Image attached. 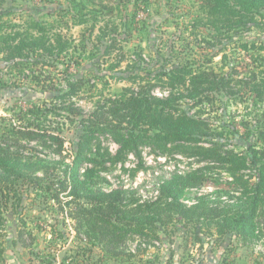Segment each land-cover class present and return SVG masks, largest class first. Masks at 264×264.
Wrapping results in <instances>:
<instances>
[{"label":"trees","instance_id":"obj_1","mask_svg":"<svg viewBox=\"0 0 264 264\" xmlns=\"http://www.w3.org/2000/svg\"><path fill=\"white\" fill-rule=\"evenodd\" d=\"M66 1L68 7L54 15L53 23L34 20L24 30L12 31L16 25L3 22L4 13L0 11V53L3 61L9 67H18L15 69L18 74L27 68L29 74L24 77L30 86L55 92L51 101L29 107L27 114L33 120L27 117L23 128L0 124V238L7 218L13 215V211L7 210H15L20 202L21 197L16 190L19 182L25 179L27 183L34 184L40 179L39 171L50 174L59 163L63 169L62 177L56 182L57 190L63 192L69 188V195L72 196L70 202H76L79 206L73 216L77 228H84L86 243L100 247L101 255L106 259H131L134 255L125 251L128 239L135 236L141 244L153 245L159 239L158 226L168 225L174 217L190 222L202 221L206 226L213 227L218 235L233 233L244 241L258 238L262 234V229L258 227L259 219L264 222V109L257 115L258 120L251 129L256 137L255 143L248 144L238 152L228 147V133L235 134L232 125L219 127L207 119L189 115L180 107V100L190 99L193 106L209 102L214 104L213 92L224 90L232 94L234 87L242 83L246 93L252 94L257 102L264 103V55H258V52H264V42L242 46L257 51L252 57L253 65L244 67V80L235 79L223 71L217 73L210 65L199 63L195 66L192 62L161 69L155 82L136 83L137 78L142 76L130 74L128 79L132 80L134 86L123 87L117 97L96 101L93 111L83 117L81 108L72 99L91 79L85 76L75 80L56 78L61 73L58 64L65 65L62 70L65 72L70 64L80 62L82 52L87 49V38L82 33L77 43L73 36L62 33L54 23L62 22L63 16L60 15L66 13L70 19L64 22L67 29L71 25L83 26L92 22L93 31L98 18L104 20L103 15L106 12L114 13L115 9L107 6L105 0ZM122 5H116L117 11L121 10ZM96 7L101 10L99 15L95 13ZM200 7L208 21V36L214 31L220 34L223 29L232 31L241 27L247 30L256 17L264 19V0H204ZM214 16H222L221 24L224 26L216 24L211 19ZM5 28L11 30L5 33ZM126 29L131 31L130 27ZM98 30L101 31L96 36L99 42L94 43L93 48L105 42L104 52L113 51L118 46L119 23L109 24L106 21ZM46 56L52 59L49 65L56 71L47 76L38 69L39 64L46 63L43 59ZM63 82L66 88H61ZM89 84L95 86L94 81ZM156 85L167 87L168 95H152L150 90ZM5 86L8 85L0 83V87ZM60 110L67 113L63 115L64 119L78 123L75 154L69 164L64 162L61 155L63 138L53 131H47L43 123L47 112L60 115ZM23 116L19 115V118ZM50 128L56 132L62 130L58 125ZM102 133H108L118 144L114 154L101 146L98 135ZM35 139L45 147H50L48 139L52 141L57 146L55 152L61 155L59 162L25 153L27 146L31 149L28 141ZM143 146L197 158L206 163L203 169H224L232 178L229 186L237 194L224 201L199 195L190 205L184 203L179 198L182 187L202 184L206 180L202 169L162 181L158 196L149 201H140L123 189L100 190L94 187L95 182L90 179L98 177L97 171L123 161L131 152L138 155ZM83 165L85 169L80 173ZM250 167L256 172L255 180H250L244 174ZM1 251L2 247L0 256Z\"/></svg>","mask_w":264,"mask_h":264},{"label":"rangeland","instance_id":"obj_2","mask_svg":"<svg viewBox=\"0 0 264 264\" xmlns=\"http://www.w3.org/2000/svg\"><path fill=\"white\" fill-rule=\"evenodd\" d=\"M126 1L105 0L107 6L114 7V13L106 12L101 21L98 18L93 31L92 22L83 26H73L69 22L71 27L67 29L64 22L70 19L66 13L60 15L63 16L62 22L54 23L62 33L73 36L77 43L82 33L87 38V49L82 52L80 62L70 64L65 72L62 71L65 65L58 64L61 73L56 78L69 77L75 80L85 76L91 79L72 99L81 108L83 117L93 111L96 101L117 97L123 87L134 86L132 80L128 79L130 74L142 76L137 78L136 83L155 82L161 69L192 62L195 66L199 63L210 65L217 73L223 71L235 79L244 80V67L253 65L252 57L257 51L242 46L264 42V19L260 17H256L245 31L241 27L232 31L223 29L220 34L214 31L208 36V21L200 7L204 0ZM117 4L122 5L120 11H117ZM66 7V0H0L3 22L16 25L12 31L24 30L34 20L53 23L54 15ZM95 9L99 15L101 10L99 7ZM211 19L219 26H224L221 24L222 16ZM106 21L109 24L119 23L120 26L118 46L109 53L104 52L105 42L93 48V44L99 42L96 39L101 32L98 27L104 26ZM125 27H130L131 31L128 32ZM10 30L5 28L3 32L8 33ZM258 55H264V52L260 51ZM43 59L46 63L39 64L38 69L45 76L54 74L55 69L49 65L52 59L48 56ZM16 68L6 65L0 53V83L8 85L0 87V124L23 128L27 117H31L27 114L29 107L51 101L55 92L30 86L24 77L29 74L27 68L22 74H18ZM93 81L95 86H89ZM241 84L234 87L235 92L232 94L224 90L213 92L214 104L209 102L193 106L190 99L180 100V107L189 115L207 119L217 126L232 125L235 134L228 133V147L238 152L243 151L248 144L255 143L256 137L251 129L258 120L257 115L264 109V103L257 102L252 94L246 93V88ZM61 88H66L64 82ZM150 92L156 97H165L169 89L156 85ZM19 115H24V118L20 119ZM63 115L67 113L61 110L60 115L47 112L43 123L47 131H53L63 138L61 155L64 162L69 164L75 154L78 123H70ZM56 125L62 127L60 132L50 128ZM98 139L110 154L115 153L118 144L108 133L98 135ZM47 142L50 147H45L38 139L29 140L31 149L26 145L28 151L25 153L59 162L61 155L55 152L57 146L49 139ZM205 165V162L181 153L143 146L138 155L129 153L123 161L97 171L98 177L94 176L90 180L95 182L96 189H123L140 201H149L158 196L162 181L202 169L206 177L202 184L182 187L179 198L184 203L190 205L199 195H209L212 200L224 201L237 194L229 186L232 178L224 169H203ZM56 166L50 174L39 171L40 179L34 184L27 183L25 179L19 182L16 190L21 197L20 202L15 210H7L13 211V215L7 218L0 238V264H138L140 261L142 264L148 261L144 257L150 250H170L176 241L180 244V260L186 264H205L207 261L210 264H264L263 219H259L258 224L262 234L244 241L233 233L218 235L213 227L206 226L202 221L190 222L174 217L168 225L158 226L159 239L153 245L141 244L135 236L128 239L125 251L134 255L131 259H106L101 255L100 247L86 243L84 228H77L73 216L79 206L76 202H70L72 196L69 195V188L63 192L57 190L56 182L62 177L63 165L59 163ZM83 168L84 165L80 167V173H83ZM255 173L251 167L244 172L250 180L256 179ZM225 257L227 260H223Z\"/></svg>","mask_w":264,"mask_h":264},{"label":"crops","instance_id":"obj_3","mask_svg":"<svg viewBox=\"0 0 264 264\" xmlns=\"http://www.w3.org/2000/svg\"><path fill=\"white\" fill-rule=\"evenodd\" d=\"M168 250L169 248H160V250L155 251L150 250V253H147V256L144 257L147 258L148 261H143L142 259V264H186V262L180 260V244L178 241L170 248V253ZM138 264H141V261ZM205 264H210V261H207Z\"/></svg>","mask_w":264,"mask_h":264}]
</instances>
